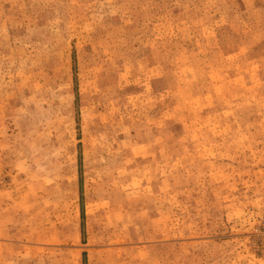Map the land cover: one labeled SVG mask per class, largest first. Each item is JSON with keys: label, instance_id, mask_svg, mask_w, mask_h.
Segmentation results:
<instances>
[{"label": "rangeland", "instance_id": "rangeland-1", "mask_svg": "<svg viewBox=\"0 0 264 264\" xmlns=\"http://www.w3.org/2000/svg\"><path fill=\"white\" fill-rule=\"evenodd\" d=\"M0 264H264V0H0Z\"/></svg>", "mask_w": 264, "mask_h": 264}]
</instances>
